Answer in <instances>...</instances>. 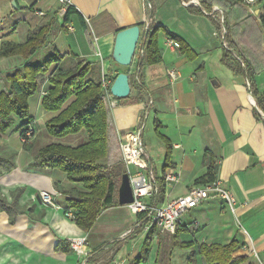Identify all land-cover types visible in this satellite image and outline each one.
<instances>
[{
  "label": "crops",
  "instance_id": "obj_1",
  "mask_svg": "<svg viewBox=\"0 0 264 264\" xmlns=\"http://www.w3.org/2000/svg\"><path fill=\"white\" fill-rule=\"evenodd\" d=\"M201 1L69 0L68 11V7L61 9L57 0H0V43H23L28 34L47 28L48 44L31 58L32 62H40L55 51L61 60L52 69L90 64L88 76L100 81L104 74L109 85L119 72L127 73L129 98L109 106V163L121 162L123 134L143 125L145 156L157 182L164 184L161 197H149L150 203L161 205L167 198L184 194L206 172L210 159L216 166L214 177L236 198L234 214L220 199L208 197L178 218L179 240L192 245L174 248L173 252L180 253L173 264H187L189 254L201 244L226 245L232 241L236 243L232 257L244 258L238 264H264V118L254 115V98L245 77L234 74L220 62L222 44L218 40L222 39L217 33L218 22L204 10L194 11ZM262 2L245 6L254 26L245 21L240 7L228 6L224 14L220 6L213 5L221 9L223 20L227 16L229 41L255 66L252 50L261 47L264 52ZM145 17L161 26L157 33L161 58L156 64L145 66L139 76L136 61L142 53L140 43L135 61L128 67L115 63L111 53L119 29L139 24L143 35ZM167 32L186 42L196 57L188 60L178 49L167 46ZM228 50L240 60L229 44ZM13 58L21 62L20 57L12 56L0 59V64ZM9 66L0 67V91L8 88L5 77L14 69ZM170 72L178 74L172 82ZM253 80L257 91L264 95V69ZM48 88L44 79L40 89L28 97L30 125L34 128L29 142L20 141V120L0 133V156L11 155L14 164L0 174V193L10 202L11 192L22 188L16 198L20 212L12 223L7 213L0 210V264H77V255L67 245L68 238L77 236L88 242V264H127L134 252L130 242L139 231L135 229L123 236L135 228L136 215L129 207L117 204L101 209L91 228L84 231L68 215L72 211L66 209L65 199L73 195L59 192L56 187L71 192L88 190L81 183L69 181L57 168L36 166L34 155L41 146L58 142L74 147L86 138L84 132L62 138L45 133V122L57 114L41 108L40 92ZM113 98L107 95L108 105ZM150 111L154 113L152 133L161 142L162 152L158 155L143 140ZM155 120L159 123L158 133L170 144L168 163L178 174L176 183L164 182L165 145L154 132ZM40 191L51 194L52 205L41 201ZM58 245L65 250H57ZM196 258L205 264L197 254L192 264H197Z\"/></svg>",
  "mask_w": 264,
  "mask_h": 264
},
{
  "label": "trees",
  "instance_id": "obj_2",
  "mask_svg": "<svg viewBox=\"0 0 264 264\" xmlns=\"http://www.w3.org/2000/svg\"><path fill=\"white\" fill-rule=\"evenodd\" d=\"M262 0H258L261 3ZM213 5H218L226 12L231 6H238L243 10V17L251 26L255 21L245 9L243 0H203L200 7L194 11L202 10L210 12ZM68 11L71 6H67ZM263 14L260 16V23H264V0L262 2ZM217 33L220 32V24L216 23ZM223 27L226 29L224 40L228 42L233 51L239 55L240 60L232 55L224 47L220 62L229 68L234 74L245 77L256 106L264 113V95L259 93L253 80L254 75L264 69V52L258 47L252 53L256 58L253 65L239 54L236 46L228 39L229 25L227 16L224 17ZM161 26L150 22L147 32L141 36L140 47L142 53L137 55L136 69L140 76L143 68L156 64L161 58V52L157 43V33ZM168 36L178 43V51L184 54L188 60L196 57L195 52L186 42L176 35L167 32ZM49 31L47 28L41 29L38 33L28 34L23 43H13L2 41L0 43V58L18 56L21 62L15 66L13 71L6 75L8 88L0 91V133H4L12 128L16 120H20L17 129L20 133L30 125L28 114V97L40 88V79L46 74L49 88L41 98V108L44 111H55L57 114L45 122V133L53 138H62L70 134L84 132L86 138L84 142L77 146H69L58 142H50L41 146L34 155L36 166L44 169L57 168L65 173L66 178L71 182L81 183L87 192H71L61 187H56L59 192L73 195L65 199L66 209L72 211L76 225L87 231L94 224V221L101 209L119 204L116 200L118 184L123 173L126 172L124 163H109V132H110V112L107 100V92L101 87L100 81L90 78V64L78 63L72 68L62 69L55 67L61 60L57 52H52L40 62H32L31 58L48 44ZM136 55H134L135 57ZM109 90V88H108ZM129 98V97H126ZM126 98L116 99L123 101ZM138 100V99H133ZM254 115L260 119L259 114L254 111ZM158 121L155 120L154 132L162 139L165 145V157L163 170L170 167V144L168 140L158 133ZM12 156H0V174L9 171L13 166ZM215 168L210 159L206 166V172L195 179V184L205 183L215 177ZM156 193L152 195L161 197L164 192L163 181L158 182ZM22 188L11 192V201L0 193V210L7 213L9 222L12 223L15 216L20 212L16 203V198L21 193ZM141 230V228H137ZM179 230L173 234H161L152 226L145 233L143 244V255L135 258L131 264H139L145 261L149 246L154 237L157 240V252L155 264H170V255L176 247L189 248L191 242H181L179 240ZM68 243V242H67ZM68 248L69 243L67 244ZM236 246L235 241L226 245L201 244L197 251H193L188 256V262L194 260L199 255L205 264H238L244 258L232 257V252ZM56 249L65 250L62 246Z\"/></svg>",
  "mask_w": 264,
  "mask_h": 264
},
{
  "label": "built area",
  "instance_id": "obj_3",
  "mask_svg": "<svg viewBox=\"0 0 264 264\" xmlns=\"http://www.w3.org/2000/svg\"><path fill=\"white\" fill-rule=\"evenodd\" d=\"M57 1L61 9H64L69 5V0ZM243 3L247 7H253L258 4V0H243ZM146 7H148V4H146ZM204 13L213 16L220 24L219 36L222 39L221 44L222 47L228 49V44L224 40L225 29L223 27L221 9L214 6L210 12L204 11ZM143 24L145 25V30L148 29L150 24L148 17L143 19ZM165 43L167 46L174 49H178L179 47L178 43L169 36L166 38ZM48 75L49 74H46V80ZM177 77V73H169L171 82ZM100 83L101 87L108 93L107 95L111 97L108 90L110 83L104 74H102ZM40 93L44 95L46 90H41ZM149 103H151V101ZM115 105L116 99H109V106L114 107ZM144 115H146V113ZM142 132L143 125H140L135 130L124 133L120 144L121 159L129 178L133 196L132 202L127 204V206L130 211L136 215L135 228L127 230L123 236L132 233L133 230L137 228H141V231L146 233L152 226L158 229L161 234H173L176 229L178 218L185 211L192 209L208 197H216L220 199L231 213H235L236 198L222 185L221 180L216 178L205 183L193 184L184 194L167 198L161 205L150 203L148 198L157 191L158 182L153 172V168L145 156L142 143ZM33 135L34 128L31 125H27L23 129V132L20 133V141L22 143L29 142ZM130 167L135 171L131 172ZM163 179L165 183H176L178 181V174L171 167H168L164 171ZM39 197L43 203L48 205L53 204L49 192L40 191ZM68 215L73 217L69 212ZM68 243L71 250L78 257L77 264H86L91 253L88 249L86 238L82 236L70 237L68 238ZM116 264H121V262H117Z\"/></svg>",
  "mask_w": 264,
  "mask_h": 264
},
{
  "label": "water",
  "instance_id": "obj_4",
  "mask_svg": "<svg viewBox=\"0 0 264 264\" xmlns=\"http://www.w3.org/2000/svg\"><path fill=\"white\" fill-rule=\"evenodd\" d=\"M147 29L144 30L145 35ZM141 30L139 24H134L122 29H119L115 33L114 44L112 48L111 57L112 60L120 66L128 67L132 63L138 41L141 38ZM109 92L111 96L116 99H122L128 97L130 93V84L128 74L125 72H119L113 79ZM252 103L255 111L264 118L261 110L256 106L255 101L252 99ZM38 201L39 197H37ZM133 200L132 190L127 173H123L120 178V183L117 189V202L120 205H127Z\"/></svg>",
  "mask_w": 264,
  "mask_h": 264
},
{
  "label": "rangeland",
  "instance_id": "obj_5",
  "mask_svg": "<svg viewBox=\"0 0 264 264\" xmlns=\"http://www.w3.org/2000/svg\"><path fill=\"white\" fill-rule=\"evenodd\" d=\"M218 41H219L220 46H221V41L220 40H218ZM139 43H140V41H138V46H139ZM0 59H2V58H0ZM16 59L17 58H13L9 62H7L6 64L5 63L2 64L3 62H1L0 67L3 68L5 66L7 68V66L10 67L9 65H12L13 67L9 68V69H13V68H15V66H17L19 64V63H17V62H19V60H16ZM134 61H135V59L133 58L132 63ZM212 69H213V67H212ZM44 79L46 80V75L44 76V78L40 79V86L43 84ZM153 117H154V113H153V111H150L149 117L146 120V127H145V130L143 133V140H144V142H146L147 148L150 149V147H151V150L154 152V155H158L162 152V150H160V147H159L161 142L155 136V134L152 133V130H151ZM130 170H131V172L135 171L132 167H130ZM136 231H138V230L136 229ZM157 231L159 232L158 229H157ZM144 238H145V233L141 230H139L135 234V236L133 237L132 242H130V246L133 248L134 252L132 253V257H130V262H128L127 264L133 263V261H135V258L137 256L143 255V253H144V251H143ZM173 251L174 250H172V253L170 255V264H173V262L177 263L176 262V260H177L176 255L180 253L179 250H175V252H173ZM156 252H157V244H156V237H154L150 246H149L148 253L145 256V258H146L145 261H142L139 264H155ZM172 256H175L174 261L172 260ZM89 258H90V256H89ZM89 258H88V260H89ZM196 263L201 264L200 258H196ZM86 264H88V261ZM187 264H189L188 261H187Z\"/></svg>",
  "mask_w": 264,
  "mask_h": 264
}]
</instances>
